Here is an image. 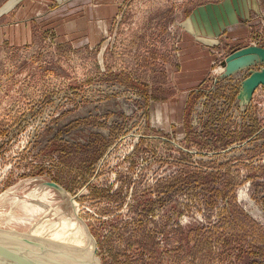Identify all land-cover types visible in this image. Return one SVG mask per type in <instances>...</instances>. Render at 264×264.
Wrapping results in <instances>:
<instances>
[{"label":"rangeland","instance_id":"obj_1","mask_svg":"<svg viewBox=\"0 0 264 264\" xmlns=\"http://www.w3.org/2000/svg\"><path fill=\"white\" fill-rule=\"evenodd\" d=\"M49 1L0 13V241L79 228L100 264H264V83L242 97L264 61L239 66L264 0H112L95 31L69 26L91 1Z\"/></svg>","mask_w":264,"mask_h":264},{"label":"bare ground","instance_id":"obj_2","mask_svg":"<svg viewBox=\"0 0 264 264\" xmlns=\"http://www.w3.org/2000/svg\"><path fill=\"white\" fill-rule=\"evenodd\" d=\"M253 57L258 60L261 59V56L258 53H250L249 55L245 56V58L241 61V64L245 65L252 63L254 60ZM247 86L244 87L243 97L246 95V98H249L250 94ZM45 185L52 186V184H50L48 181L45 182ZM58 189L60 191H65L61 186H59ZM60 232L62 231L59 229L54 230V232L51 233L54 236L51 237H44L35 235L33 233H13L12 235H9V237L15 236L14 238H18L17 240L19 241L14 242L15 240L5 238L6 240L0 241V249L13 250L15 254L0 252V264L70 263L67 260V262L64 260L65 263L55 261V259L58 258H68L71 259V261L79 264H100L99 259L96 257L95 251L90 245H87L88 242L90 243V238L86 231L84 232L82 229L77 228V231L72 232L71 228L68 231L62 233ZM70 233H73L74 235ZM65 234H70L71 237L76 238H65L63 236Z\"/></svg>","mask_w":264,"mask_h":264},{"label":"crops","instance_id":"obj_3","mask_svg":"<svg viewBox=\"0 0 264 264\" xmlns=\"http://www.w3.org/2000/svg\"><path fill=\"white\" fill-rule=\"evenodd\" d=\"M16 1H18V0H13L14 4L12 7H10L11 9L10 8L9 9L1 8V6L3 4L1 2L0 3V13L1 12H12V13L16 12V22H17V25H20V22H22V20L20 21L19 20L20 18H18L17 15L18 14L22 15L23 13L30 12V11L33 12L34 11V0H27L26 7H23L24 5H21V6L19 5L18 8L14 9V7L16 5H18V3ZM45 1H49V0H45ZM78 1H81V0H74L72 3L77 4ZM82 1H84V0H82ZM89 1H91V3L89 5H84V6L80 5L77 7V9L81 11L80 12L81 13L80 19L82 20L81 24H79L78 22L71 21L69 23V26H73L75 23L76 25H79V27L81 26L84 28V26H85L84 24L87 23L89 26L92 25L94 27L93 31H95V30L100 29L99 26L101 24H108L109 23V21L111 20V18L114 15V13L116 12V10H115L116 6L114 3H112V0H101V1H103L101 3L98 2L99 0H96L98 3L94 2L95 0H89ZM49 4L52 5L53 3L49 1ZM44 6H48V4H46V2H45ZM53 10H56L58 13H61L62 12V5H56L55 8H52V9L49 8L43 14H39L38 17H35L34 19H32L33 22L36 20H39L41 16H43V19H46V17H48V15H46V14L52 13ZM28 20H31V19L28 18ZM10 25H12V24L10 23ZM97 26L99 29H96ZM6 28H8L7 25H6ZM0 29H1L0 31H2V29H4V27L1 26Z\"/></svg>","mask_w":264,"mask_h":264},{"label":"water","instance_id":"obj_4","mask_svg":"<svg viewBox=\"0 0 264 264\" xmlns=\"http://www.w3.org/2000/svg\"><path fill=\"white\" fill-rule=\"evenodd\" d=\"M242 52L245 54V56H246V54L249 55L250 53H258L261 56L260 60L264 61V46H262V45H259V46L254 45V46L246 47L245 50L242 51ZM245 56L241 59V61L245 58ZM241 61L239 63V66H241L240 65ZM245 66H243V67H245ZM263 83H264V67L260 71L253 72L250 76H248L246 78V81L244 83V87L248 85L247 87L249 89V94H250L249 98L247 100H249L251 98V95H252L251 92L253 91V89L256 88L257 86H259L260 84H263ZM242 97H243V94H242ZM48 182L50 184L56 186V187H59V185L57 183H55V182H51V181H48ZM0 252L9 253V254H15L13 250L11 251V250H5V249L1 250L0 249ZM64 260L65 261L67 260V261H69L72 264H79V263H76L74 261H71V259H68V258L55 259V261L62 262V263H65Z\"/></svg>","mask_w":264,"mask_h":264}]
</instances>
